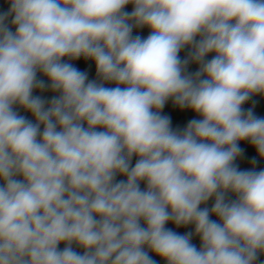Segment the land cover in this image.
I'll return each mask as SVG.
<instances>
[{
	"label": "clouds",
	"instance_id": "clouds-1",
	"mask_svg": "<svg viewBox=\"0 0 264 264\" xmlns=\"http://www.w3.org/2000/svg\"><path fill=\"white\" fill-rule=\"evenodd\" d=\"M7 2L0 264H156L149 251L165 264H257L264 170L235 161L241 141L264 159V118L242 107L264 96V0ZM142 27L147 38L134 37ZM81 57L95 80L64 59ZM169 99L200 118L174 130L161 115ZM169 222L194 225L200 247Z\"/></svg>",
	"mask_w": 264,
	"mask_h": 264
},
{
	"label": "trees",
	"instance_id": "trees-1",
	"mask_svg": "<svg viewBox=\"0 0 264 264\" xmlns=\"http://www.w3.org/2000/svg\"><path fill=\"white\" fill-rule=\"evenodd\" d=\"M10 8V4L7 2V0H0V14L6 13ZM133 9V5L129 4L126 6L125 11L131 12ZM11 19L10 16L8 18L7 23L11 27ZM12 30L14 31V27H12ZM150 34V29L148 27H142V28H133L132 35L140 36L141 38H147V36ZM189 49L186 47L185 49L181 50L179 53L180 58L183 60L188 56ZM214 53H210L209 56L206 59H211ZM67 62L71 63L74 67H76L78 70L82 72H87L89 80H95L96 79V65L94 61L92 60H86L83 57L79 58L78 60H68V58H64ZM199 68L198 64L190 63L188 65L187 71L189 73H195ZM38 79H43L46 81V77H44L41 73H38ZM105 87H115L116 85L114 83H105ZM34 96H40L45 101H50L54 96H58L59 93H54L50 90H45L41 92L39 89L34 90L33 93ZM243 109L246 111L248 109H252L253 114L258 118H264V96L261 95H254L252 96L244 105H242ZM21 116H24L28 119V116L31 117V121L35 122V118L32 116L30 112H22L19 111ZM162 116H167L170 118L171 121V127L175 129H183L187 126L188 122L192 119H199L200 117L198 114H196L194 111L190 109H183L181 110L179 107L175 106L171 99L167 101L164 108L161 110ZM86 126V125H85ZM42 127V126H41ZM239 147L243 149V152L240 157L235 161L236 165L238 166L239 170H264V159H262L258 154L256 149L247 141H241L239 142ZM253 158H255V165L252 163ZM136 157L134 156L132 158V166L135 165ZM126 179V177L123 176H117V180ZM145 187V184L141 183V188L143 189ZM229 197L231 199H235V196L233 194H229ZM214 203V199H210L206 204H202L200 207H208L211 209L212 205ZM213 220H217L218 218L215 215H212L210 217ZM166 228L171 229L174 232H177L178 234H186L189 232L193 233V236L191 238V243L196 245L197 248L200 247V238L199 236L195 235V228L194 225H188V226H181L176 227V225L172 222H169L166 224ZM61 248L64 247L63 244L60 245ZM75 248V245H74ZM77 251L83 252L82 249L76 248ZM147 250V249H146ZM149 255L152 257L153 260L156 261V264H165V261L162 260L159 256L149 251ZM259 261H264V255H260L259 260L257 264H259Z\"/></svg>",
	"mask_w": 264,
	"mask_h": 264
},
{
	"label": "crops",
	"instance_id": "crops-1",
	"mask_svg": "<svg viewBox=\"0 0 264 264\" xmlns=\"http://www.w3.org/2000/svg\"><path fill=\"white\" fill-rule=\"evenodd\" d=\"M14 108H15V109H18V110H20V111H22V112L25 111L24 109L20 108L19 106H14ZM25 112H26V111H25Z\"/></svg>",
	"mask_w": 264,
	"mask_h": 264
},
{
	"label": "built area",
	"instance_id": "built-area-1",
	"mask_svg": "<svg viewBox=\"0 0 264 264\" xmlns=\"http://www.w3.org/2000/svg\"><path fill=\"white\" fill-rule=\"evenodd\" d=\"M17 112H18V111H17ZM18 114H19V115H21V114H20V112H18ZM28 119H29V120H31V117H30V116H28Z\"/></svg>",
	"mask_w": 264,
	"mask_h": 264
}]
</instances>
